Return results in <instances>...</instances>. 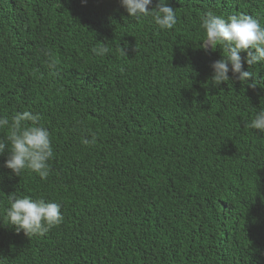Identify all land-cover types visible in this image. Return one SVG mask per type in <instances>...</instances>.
<instances>
[{
	"label": "trees",
	"instance_id": "trees-1",
	"mask_svg": "<svg viewBox=\"0 0 264 264\" xmlns=\"http://www.w3.org/2000/svg\"><path fill=\"white\" fill-rule=\"evenodd\" d=\"M168 3L171 30L119 0H0V115L39 113L55 152L47 179L0 155V264H264V133L246 126L264 68L255 89L214 87L221 51L199 47L206 11L264 24V0ZM13 192L61 203L63 222L17 233Z\"/></svg>",
	"mask_w": 264,
	"mask_h": 264
},
{
	"label": "clouds",
	"instance_id": "clouds-1",
	"mask_svg": "<svg viewBox=\"0 0 264 264\" xmlns=\"http://www.w3.org/2000/svg\"><path fill=\"white\" fill-rule=\"evenodd\" d=\"M86 4L87 0H81ZM128 17L137 21L151 18L159 30H171L178 23V14L168 0H119ZM199 27L205 36L199 45L205 52L221 51V58L211 65L213 75L211 85L218 87L234 78L249 88L255 89L259 80L258 71L264 68V24L248 14H233L225 17L206 11L200 16ZM122 54L126 55L124 48ZM97 56L108 54L106 43L93 47ZM244 54L243 56L241 54ZM48 67L55 69V59L47 52ZM249 70H244V65ZM231 72V77L229 73ZM248 128L264 133V108L259 109L254 118L246 125ZM0 155L7 152L4 167L18 176L29 170L41 179H47L50 173V161L55 157L49 129L42 123L39 113L25 110L15 113L11 118L0 115ZM9 207L5 209L7 224L14 226L17 233L21 230L27 235H44L63 222L62 204L48 201L43 197L33 199L29 195L8 194Z\"/></svg>",
	"mask_w": 264,
	"mask_h": 264
}]
</instances>
